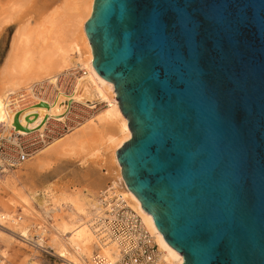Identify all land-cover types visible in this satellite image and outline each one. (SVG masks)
I'll return each instance as SVG.
<instances>
[{"label": "water", "instance_id": "obj_1", "mask_svg": "<svg viewBox=\"0 0 264 264\" xmlns=\"http://www.w3.org/2000/svg\"><path fill=\"white\" fill-rule=\"evenodd\" d=\"M84 32L163 240L182 264H264V0H94Z\"/></svg>", "mask_w": 264, "mask_h": 264}, {"label": "bare ground", "instance_id": "obj_2", "mask_svg": "<svg viewBox=\"0 0 264 264\" xmlns=\"http://www.w3.org/2000/svg\"><path fill=\"white\" fill-rule=\"evenodd\" d=\"M93 1L0 0V33L6 27H15L4 64L7 81L0 92V137H7L10 131L19 136L28 135L13 128L12 122L16 115L22 127L42 133L47 122L66 121L67 101L90 111L104 104V108L86 119L85 123L38 152L40 156L34 164L36 170L45 174L51 159L57 161L62 157H70L84 163L88 159H98L92 170H86L80 176L74 174L78 176V183L86 184L82 189L71 193L65 190L59 192L50 189V183L40 193L24 195L19 189L18 192L14 186H10V180L3 183L0 178V192L5 189L12 196L8 201L9 206L14 207V203L18 202L25 214H35V218L48 226V229L41 226L46 228L43 246L62 258L64 264H94L95 255L112 262L118 259L117 246L100 240L88 224L91 213L100 212L102 208L98 195L92 193L95 189H101L98 194H120L123 197L154 238L160 254L157 264H182V257L163 240L152 217L142 210L122 179L116 152L130 139L131 134L127 120L119 110L112 84L100 78L92 66V50L84 32V24L91 16ZM78 66L84 75L77 80L71 95L64 96L59 91L53 103L33 98L31 90L35 85H52L60 90L56 78ZM26 97L34 100L22 104ZM40 103L47 106H40ZM2 173L5 175L7 171ZM48 212L53 213L52 220L44 217ZM13 217L10 213H0V242L9 245L10 240L17 239V243L22 246L25 244L35 251L30 245L33 240L29 234L31 226L26 225V221L20 217L19 223L13 221L14 225L9 226L2 220ZM19 248L23 249L21 246ZM0 253V264H5V250ZM23 261V264H34L30 260Z\"/></svg>", "mask_w": 264, "mask_h": 264}, {"label": "built area", "instance_id": "obj_3", "mask_svg": "<svg viewBox=\"0 0 264 264\" xmlns=\"http://www.w3.org/2000/svg\"><path fill=\"white\" fill-rule=\"evenodd\" d=\"M82 75H84V71L78 66L69 73L59 75L56 78V83L60 90H57L52 85H35L31 90L34 96L32 97L53 103L55 95L59 91H62L64 96H69L73 93L77 80ZM47 87H51L54 90V95L47 91ZM33 98L26 97L22 100L24 101L22 104L28 103L31 100L33 101ZM76 105L78 104L72 101L66 102L65 106L68 109V116L72 115ZM86 118L87 116L84 118L76 115L70 120L68 125L62 124L56 135L61 136L64 133L71 132L74 128L80 126ZM21 137L13 132L8 137V140H0V172H8V170L19 167L31 158L38 148L47 145L52 140L50 136L43 132L39 133L32 142H23ZM2 140L4 141L3 143H1ZM5 148L8 152L3 153V149L5 150ZM98 200L101 202V211L92 212L88 224L94 233L100 237V240L114 243L117 246L119 256L117 260L112 262L98 258V255H95L93 256L94 264H157L160 254L154 238L148 233L140 218L127 205L123 197L120 194L108 196L103 193L98 194ZM2 220L10 225H14L13 221L19 223L20 217L4 218ZM30 230L33 240L29 244L34 247L35 251L48 253V249L43 246L46 240V228L34 225Z\"/></svg>", "mask_w": 264, "mask_h": 264}, {"label": "rangeland", "instance_id": "obj_4", "mask_svg": "<svg viewBox=\"0 0 264 264\" xmlns=\"http://www.w3.org/2000/svg\"><path fill=\"white\" fill-rule=\"evenodd\" d=\"M14 30H15L14 26L11 27L9 26L6 27L5 30H3L4 32L2 31L0 33V92L2 87L5 85L7 81V75L4 73V64H5V58L10 49L11 40L15 35ZM47 91L53 93L54 95V90L51 87H47ZM103 108H104V104H100L94 110L90 111L86 109L84 106L78 104L75 106L72 115L68 116L65 122L61 123V122L49 121L42 132L50 136L51 137L50 139L52 140H50L47 145L38 148L37 152L31 158H29L24 163H22L19 167L12 170H8V172L5 173V175L0 174V178L2 182L5 183L6 180H10V184H11L10 186H14L16 191H18L19 189L20 193L22 192V194L24 195L29 194L31 192L40 193L43 190H45L44 187L46 188L49 187L50 183L51 184L49 188L50 189L53 188L55 189V191H59V192L66 191L68 193H71L73 191L75 192L78 191L79 189H82V187H84L86 184L78 183L76 181V177L78 178V176L82 175L86 170H92L97 165L98 159L95 158L88 159L85 163L80 161L78 162L77 159H73L70 157H62L61 159L60 158L57 159V161L51 159L49 160L50 163L49 170H46L47 172L44 171L45 174L41 173L40 170L39 171L36 170L34 168V164L37 158H39L40 156L38 152L44 149V147L53 143L55 140L70 133V132L64 133L61 136L56 135L58 129L62 127V124L68 125L70 123V120H72L76 115L82 116L84 118L87 116L86 119H88L90 116L102 110ZM12 133L13 132L10 131L7 137L6 136L0 137V140L1 139L8 140V137L12 135ZM38 134L39 133L37 132H33L26 136H22L21 140L26 143L32 142V140H34ZM3 140L1 141V143L4 142ZM6 151L8 152L6 148L5 150L3 149V153H5ZM82 156L84 155H81V157ZM75 173H78V176H74ZM99 190L101 189L93 190L94 191L92 192L93 195L94 196L98 195ZM0 193H1L0 194L1 214H4L5 212L10 213L14 217H21L23 221H26V225L28 226L33 227L34 225H40V226L43 225L46 226L48 229V226L46 224H43V221L41 219L35 218L36 217L35 214H31V215L29 213L28 215L25 214L23 209H21V205L18 202H16V204L14 203L13 205L14 207L9 206L8 201L10 200V198H12V196L9 194L8 191L2 189ZM32 207H34L33 204ZM44 217L48 218L49 220L50 219L52 220L53 213L52 212L45 213ZM52 223L53 222H51V224ZM31 227L29 229H31ZM29 234H31V230L29 231ZM13 238L16 239V237ZM16 240L14 241L10 240L9 245H5L0 242V252L5 250L6 253V255L4 256L6 260L5 264H23L24 263L23 260L26 261L30 260L29 262L31 263L33 262L34 264H64L65 263L64 260L60 258L57 254H55V252L53 251L48 250L47 251L48 253H41L38 251L36 252L31 250V248H29L28 246H24L25 244L22 246V244L17 243ZM19 246H21L23 249H20ZM17 250L20 251L18 252V254H17ZM0 256H2L1 253ZM25 257L26 259H23Z\"/></svg>", "mask_w": 264, "mask_h": 264}]
</instances>
